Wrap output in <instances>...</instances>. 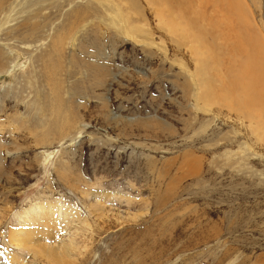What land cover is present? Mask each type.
I'll list each match as a JSON object with an SVG mask.
<instances>
[{"label":"rangeland","instance_id":"374dc122","mask_svg":"<svg viewBox=\"0 0 264 264\" xmlns=\"http://www.w3.org/2000/svg\"><path fill=\"white\" fill-rule=\"evenodd\" d=\"M235 1L0 0V264H59L10 241L56 201L66 241L92 223L71 264H264V116L231 91L264 0Z\"/></svg>","mask_w":264,"mask_h":264},{"label":"bare ground","instance_id":"6f19581e","mask_svg":"<svg viewBox=\"0 0 264 264\" xmlns=\"http://www.w3.org/2000/svg\"><path fill=\"white\" fill-rule=\"evenodd\" d=\"M234 2L239 4L235 0ZM227 7L229 13L234 12L231 5ZM248 60V64L250 67L254 68L255 74L248 78H245V75L244 77L236 76L235 83L234 81L232 82L231 91L236 93L238 97L236 101L240 105L246 102L247 109L250 111L259 109L260 111L257 112L264 116V66L258 64L257 61H254L251 57H249ZM243 64H245V62ZM235 74L236 73L232 74L233 77ZM242 74H244V72ZM253 112L255 113V111ZM87 195L94 196L97 206L100 207L106 206L107 203H111L110 201L123 202L124 199L129 200L130 198L122 192L108 191L101 188L88 192ZM48 202L46 204H48ZM61 209L62 204L56 201L51 202V205L49 204L48 206H44V204L40 202H35L27 208L18 211L19 227L15 229L10 228V241L16 242V245L20 248H26L30 252L33 251V256L37 258H50L53 261L59 262V264L74 263L78 260L76 252L80 249V242L78 240L79 228L81 224L84 223L87 229L92 230V223L87 216H83V218L82 216L79 217L77 227L73 232H71V230L68 231L69 238L68 241H66L62 231H66L65 224L69 222H66V218H64L65 224L61 221L60 217L64 214ZM65 212L75 213L76 211L71 210L69 206H67ZM79 213H77L78 216H80ZM138 216L139 215H136L135 217ZM8 257L10 264H25L15 255Z\"/></svg>","mask_w":264,"mask_h":264}]
</instances>
